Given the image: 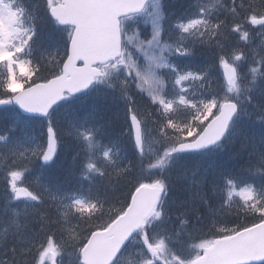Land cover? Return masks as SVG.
Wrapping results in <instances>:
<instances>
[{
    "label": "snow or ice",
    "instance_id": "obj_1",
    "mask_svg": "<svg viewBox=\"0 0 264 264\" xmlns=\"http://www.w3.org/2000/svg\"><path fill=\"white\" fill-rule=\"evenodd\" d=\"M0 264H264V0H0Z\"/></svg>",
    "mask_w": 264,
    "mask_h": 264
},
{
    "label": "trees",
    "instance_id": "obj_2",
    "mask_svg": "<svg viewBox=\"0 0 264 264\" xmlns=\"http://www.w3.org/2000/svg\"><path fill=\"white\" fill-rule=\"evenodd\" d=\"M219 226V225H218Z\"/></svg>",
    "mask_w": 264,
    "mask_h": 264
}]
</instances>
